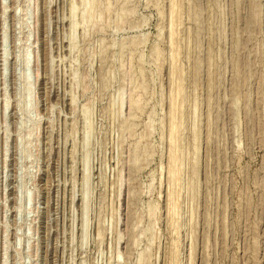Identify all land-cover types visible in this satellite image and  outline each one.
<instances>
[{"label":"rangeland","instance_id":"obj_1","mask_svg":"<svg viewBox=\"0 0 264 264\" xmlns=\"http://www.w3.org/2000/svg\"><path fill=\"white\" fill-rule=\"evenodd\" d=\"M0 264H264V0H0Z\"/></svg>","mask_w":264,"mask_h":264}]
</instances>
